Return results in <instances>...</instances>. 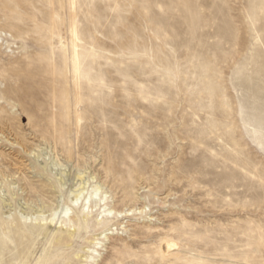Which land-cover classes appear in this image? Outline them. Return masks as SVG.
<instances>
[{
  "label": "rangeland",
  "instance_id": "obj_1",
  "mask_svg": "<svg viewBox=\"0 0 264 264\" xmlns=\"http://www.w3.org/2000/svg\"><path fill=\"white\" fill-rule=\"evenodd\" d=\"M0 248L264 264V0H0Z\"/></svg>",
  "mask_w": 264,
  "mask_h": 264
},
{
  "label": "bare ground",
  "instance_id": "obj_2",
  "mask_svg": "<svg viewBox=\"0 0 264 264\" xmlns=\"http://www.w3.org/2000/svg\"><path fill=\"white\" fill-rule=\"evenodd\" d=\"M78 60H79V51H78V47L75 45L74 46V61H75L76 69H78ZM176 245L177 243L174 240L168 241L167 242L168 252L171 251ZM2 252L3 250L0 248V255L2 254Z\"/></svg>",
  "mask_w": 264,
  "mask_h": 264
}]
</instances>
